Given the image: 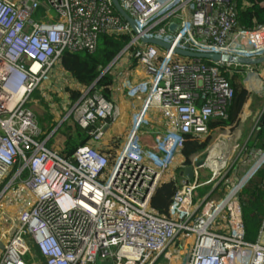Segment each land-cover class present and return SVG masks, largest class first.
Here are the masks:
<instances>
[{
    "label": "built area",
    "instance_id": "2783aa9c",
    "mask_svg": "<svg viewBox=\"0 0 264 264\" xmlns=\"http://www.w3.org/2000/svg\"><path fill=\"white\" fill-rule=\"evenodd\" d=\"M232 1L119 0L136 33L112 0H0V205L27 197L0 231V264H27L28 236L44 264H264V220L258 242H248L238 200L264 166V152H253L235 169L229 162L235 135L229 127L209 128L210 120L226 118L233 97L221 67H255L207 63L174 51L264 56V24L240 26ZM101 34L129 36L103 70L122 81L127 98L142 103L130 130L119 137L122 112L114 99L95 83L74 84L82 94L68 116L85 129L98 125L88 140L61 154L58 126L42 132L28 102L45 83L50 87L49 74L64 51L93 52ZM153 111L163 119L162 131L148 129ZM146 132L153 133L151 144L143 140ZM214 132L215 141L183 165L185 138ZM110 136L121 139L111 163L100 151L111 147L105 141ZM203 153L206 159L197 166ZM187 166L193 178L181 173ZM202 168L209 179H201ZM176 176L169 215L161 216L151 207L152 197ZM205 186L210 188L200 194Z\"/></svg>",
    "mask_w": 264,
    "mask_h": 264
},
{
    "label": "trees",
    "instance_id": "16d2710c",
    "mask_svg": "<svg viewBox=\"0 0 264 264\" xmlns=\"http://www.w3.org/2000/svg\"><path fill=\"white\" fill-rule=\"evenodd\" d=\"M234 7L238 12L240 26L251 29L259 24H264V0H233ZM129 36L127 35H108L101 34L98 37L96 48L93 52L81 50L77 52L64 51L59 59V65L66 73L71 75L79 86L89 87L98 80L95 88L99 89L107 98H112L111 87L114 83V77L109 70L101 76L102 70L110 64L127 45ZM209 63V61L205 60ZM259 66V65H258ZM256 67V66H255ZM223 75L230 82L233 88V97L226 108V118H216L209 122L210 129L225 128L226 126L235 127L240 122V115L243 112L245 104L251 97V90L246 86L245 80L249 72L245 67H221ZM263 89V83L260 86ZM68 101L71 103L77 101L81 92L79 89L72 87L64 88ZM38 91V90H37ZM36 91V92H37ZM35 92V93H36ZM45 97V95H44ZM43 97V99H44ZM41 102L47 106L44 100ZM39 121L45 125L40 127L42 132L53 130L58 126V132L61 133L63 140H59V149L61 154H68L73 151L79 144L89 139V131L94 130L98 123H94L85 129L79 126L75 120L69 124L65 120L57 124L54 116L49 111L43 116L38 115ZM260 128L251 138V146L248 145L247 152L244 156H251L255 152L256 157L264 152V115L259 124ZM258 126V127H259ZM64 130V131H63ZM213 136L205 138L187 136L181 150L183 165L190 164V156L204 150L212 141ZM144 142L150 143L145 140ZM121 139L113 138L109 149L101 148L100 151L105 154L109 163L113 161L117 148H119ZM54 144V139L50 140L49 146ZM246 158V157H245ZM181 168L177 169V175ZM179 180L175 178L163 181L157 188L151 200L152 209L161 216H168L170 206L177 189ZM208 186L199 190L204 194ZM238 200L242 206V216L245 227V238L248 242L256 243L260 237V230L264 220V166L259 167L252 177L244 184L238 194ZM30 250L25 255L27 264H44V258L39 253L32 238L28 236Z\"/></svg>",
    "mask_w": 264,
    "mask_h": 264
},
{
    "label": "rangeland",
    "instance_id": "374dc122",
    "mask_svg": "<svg viewBox=\"0 0 264 264\" xmlns=\"http://www.w3.org/2000/svg\"><path fill=\"white\" fill-rule=\"evenodd\" d=\"M246 71H249V76L247 75L245 83L252 93L251 97L249 98L250 101H247L244 107V120L239 122L238 125L233 128L226 126L229 127L232 134L235 135L234 144L237 148L232 151L231 158L229 160V162H233L235 166L237 165L235 169H239L240 163H242L244 160L243 158L246 157L250 159V156L244 155L247 152L248 145L251 146L252 142H250V140L254 136L255 132H257V128L264 115V88H260L261 83H264V64L256 66L253 68V70H249L247 68ZM54 76L58 77V79L54 80L49 88H45V83L42 88H40L29 100L28 106L36 112L37 116H43L45 112L49 111L54 116L57 124H61L65 120H68L69 124L71 125L74 123V119L73 116L69 117L68 114L70 112L72 103L70 100L68 101L64 88L67 87V85L74 88V84L77 86L78 83L72 79L71 75L60 68L59 63H57L51 70L48 79L54 78ZM42 99L45 101L47 106L41 102ZM39 125L42 127V125L45 124L42 122V120H40ZM217 134V132H214V137L212 138L211 143L215 141ZM57 139L60 141L63 140L61 133L57 135ZM236 160H239L240 162ZM253 163L254 162L251 161L248 164L247 171ZM200 172L201 179L207 180L210 178L211 173L207 168H202ZM165 178H167V176H165ZM9 179L10 177L6 179L2 188L7 185ZM208 188H210V186H208ZM10 225V218L3 219L0 221V231L1 229L8 228Z\"/></svg>",
    "mask_w": 264,
    "mask_h": 264
},
{
    "label": "crops",
    "instance_id": "0c3cea01",
    "mask_svg": "<svg viewBox=\"0 0 264 264\" xmlns=\"http://www.w3.org/2000/svg\"><path fill=\"white\" fill-rule=\"evenodd\" d=\"M141 78H143V76L139 75L136 78H134V80H140ZM57 79H58V77L54 76V78L50 79L48 84L51 86L52 82L54 80H57ZM118 85H120V87H118ZM113 86L114 87L112 90V98L114 99L115 103L120 107V110L122 112L121 119L119 120V123L117 126L118 127L117 129L121 132L119 134V137H120L121 134L122 135L124 134L123 136H125V134H127V132L130 130L132 114L137 109H139L142 101L131 100V99L127 98V95H126L127 90L125 87L122 86V81L118 82V80H116L114 78ZM249 101L250 100H248V102ZM153 113L154 114H152L150 116L151 118H150V121L148 124V129H155L158 131H162L163 129L161 127L163 126V124H162L163 119L159 113L154 112V111H153ZM244 113H245V109L243 110L242 114L240 115V119H241L240 122L244 120V116H245ZM117 129H116V131H117ZM152 134L153 133H147L146 132V134L144 135V139L150 141V143H147V144H151L153 142ZM115 135H112V136H115ZM112 136H110L109 139H107L105 141H110ZM175 173L177 175V171H175ZM26 198L27 197H25V196H21L19 199L14 200L13 204H10L9 200L5 199L0 205V221H2L5 218H11L12 216H15V215L17 216L19 210L26 206V204H27V200H25Z\"/></svg>",
    "mask_w": 264,
    "mask_h": 264
},
{
    "label": "water",
    "instance_id": "95a60500",
    "mask_svg": "<svg viewBox=\"0 0 264 264\" xmlns=\"http://www.w3.org/2000/svg\"><path fill=\"white\" fill-rule=\"evenodd\" d=\"M112 3L114 5V8L117 10L118 13H120L124 19L131 25L134 32L138 33L139 29L134 21V19L122 8L119 0H112ZM176 27V24H172L170 26V30H174ZM142 40L146 43L155 44L157 46L163 47V48H169L170 45L159 40V39H148L145 37H142ZM174 51L182 56H185L187 58H197V59H203L207 61H213V62H219V63H232V64H240V65H246V66H258L264 64V56L259 57H247V56H238V55H232V54H223V53H212V52H193L190 50H183L180 48H175ZM107 70H103L101 72V76L106 73ZM98 80H96L94 83L96 84ZM260 128V126L257 128ZM206 153H203L202 156L198 159L196 165L200 166L204 163L206 159ZM182 174H185L189 178H193L194 171L192 166H187L182 172ZM5 245L0 242V250H4ZM100 264H111V262H104Z\"/></svg>",
    "mask_w": 264,
    "mask_h": 264
},
{
    "label": "bare ground",
    "instance_id": "6f19581e",
    "mask_svg": "<svg viewBox=\"0 0 264 264\" xmlns=\"http://www.w3.org/2000/svg\"><path fill=\"white\" fill-rule=\"evenodd\" d=\"M263 88H264V84H263ZM212 156H210V160H212V158H211Z\"/></svg>",
    "mask_w": 264,
    "mask_h": 264
}]
</instances>
